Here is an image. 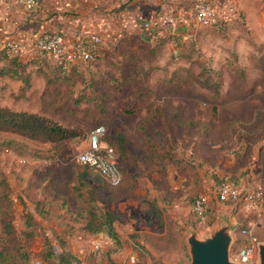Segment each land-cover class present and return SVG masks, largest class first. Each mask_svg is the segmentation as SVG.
Here are the masks:
<instances>
[{"label": "rangeland", "instance_id": "rangeland-1", "mask_svg": "<svg viewBox=\"0 0 264 264\" xmlns=\"http://www.w3.org/2000/svg\"><path fill=\"white\" fill-rule=\"evenodd\" d=\"M242 4L235 22L224 27L192 24L195 34L176 40L162 38L152 44L144 32L130 26L133 32L108 43V52L83 64L70 78L60 77L49 56L37 48L27 52L35 65L25 71L30 83L0 78L1 106L47 115L85 135L49 159L0 149V173L10 184L15 226V233L5 236L0 224V247L18 264H48L46 238L56 253H77L83 264L188 262L187 227L206 234L223 214L232 215L249 232L242 233V226L234 234V259L252 235L264 240V212L246 214L218 203L215 194L224 177L264 188V0ZM198 76L218 81L219 93L201 86ZM131 108L134 112L126 111ZM154 111L159 118L152 126L170 138L174 160L171 154L150 152L138 130ZM99 124L107 127L108 136H128L139 167L132 186L127 183L130 188L125 183L109 189L111 197L100 202L102 209L114 213L125 241L96 251L92 243L101 237L89 229L87 219L77 217L72 187L85 169L77 155L87 148V133ZM0 137L42 151L51 147L14 133ZM206 191H211V201L201 220L193 203ZM27 211L36 219L34 236L22 233Z\"/></svg>", "mask_w": 264, "mask_h": 264}, {"label": "trees", "instance_id": "trees-1", "mask_svg": "<svg viewBox=\"0 0 264 264\" xmlns=\"http://www.w3.org/2000/svg\"><path fill=\"white\" fill-rule=\"evenodd\" d=\"M40 4L39 0L36 8L30 12L35 13L38 11L41 6ZM224 22L222 21V23ZM222 23L214 27H222ZM108 47V44L102 42L99 55L96 59L105 54V52H108ZM0 52V78H9L30 83L31 75L25 71L31 65L35 66L32 64V59L27 63H24L18 58L20 56L10 57L4 49H0ZM54 66L57 71L60 72V77L69 76V78L71 74L77 72L79 68L75 67L70 71H64L55 64ZM197 80L201 86L213 88L215 93H219L218 90L220 89V83L218 81H214V79L208 77L202 79L201 76H198ZM126 111L131 113L134 112V109H126ZM158 118L159 112L154 111L150 119L143 120L138 124V130L144 138L147 149L150 152L156 154L164 152V156L171 154V157L174 160L175 155L171 153V149L169 148L172 143L170 138L161 127L152 126L154 121L158 120ZM4 132L14 133L30 140L50 143V149L48 151H42L34 149L16 138L2 139L0 137V149L8 148L18 154L35 156L41 159L57 157L65 151V148L69 143L77 142L85 137L81 131L67 127L58 120L47 115L27 110H17L9 106L0 105V133ZM107 136V141L116 148L122 160L120 163V169L124 177L122 184L118 187H113L101 175L94 173L88 167H85L84 170L78 172L76 182L72 187V192L77 199V217L87 219V226L93 233L100 235V237L110 239L119 247L123 244L125 239L116 229L114 213L107 208L102 209L100 207V202L111 197L109 189H112L113 191L129 182H131L132 186L138 176L137 169L139 167V158L133 151L130 139L123 132H116L113 137ZM86 138H88V133ZM132 168H134L133 171H131ZM228 179L239 185L234 179L230 177H228ZM127 186L130 188L129 184H127ZM107 194L109 195L107 196ZM63 204L65 205L64 202ZM13 208L14 204L10 195L8 178L4 173H0V224L2 226L1 231L5 236H11L15 233ZM23 223L25 228L22 233L26 236H34L35 233L31 231V228L36 223L33 213L27 211L24 215ZM241 229H246V225H243ZM3 240H5V238ZM115 251L116 250L113 249L108 252V254L110 253L109 255H111V252L113 253ZM44 258L48 264H83L82 258L77 253L68 250L56 253L48 238L45 240ZM15 260V257H12L7 251L3 250V247H0V264H18Z\"/></svg>", "mask_w": 264, "mask_h": 264}, {"label": "built area", "instance_id": "built-area-1", "mask_svg": "<svg viewBox=\"0 0 264 264\" xmlns=\"http://www.w3.org/2000/svg\"><path fill=\"white\" fill-rule=\"evenodd\" d=\"M27 11L36 8L39 0H14ZM234 0H195L194 17L198 24L206 27H214L226 21L224 11L233 4ZM153 23L169 28L175 32L179 29L180 15L176 13L159 14L155 20H147L143 23L145 30L151 29ZM223 24V23H222ZM105 38L99 31H87L79 38L76 44H70L64 32L60 30L44 31L34 38L35 47L47 54L52 62L64 71H70L75 67H81L96 59L100 47ZM8 56H21L24 52L23 44L15 39L3 42ZM108 130L104 124L93 127L87 138V148L77 155V162L88 167L92 172L101 175L111 186L118 187L123 182V173L120 169L119 156L116 148L107 139ZM217 200L220 203L232 204L235 209H240L246 214H259L264 212L262 185L248 187L237 185L228 177L221 179L215 189ZM211 201L210 193L200 194L193 203V211L198 218L205 220ZM242 233H249L246 229ZM257 238L251 236L250 243L240 249L237 260L248 264H255L257 258ZM112 241L108 238L94 239L92 246L97 251ZM132 261L135 258L132 257Z\"/></svg>", "mask_w": 264, "mask_h": 264}, {"label": "crops", "instance_id": "crops-1", "mask_svg": "<svg viewBox=\"0 0 264 264\" xmlns=\"http://www.w3.org/2000/svg\"><path fill=\"white\" fill-rule=\"evenodd\" d=\"M242 1L234 0L224 11L223 26L240 17ZM40 3L39 10L31 13L14 0H0V45L10 39L20 41L25 51L19 59L24 63L29 60L27 52L36 48L34 38L44 31L60 30L70 44H76L87 31H99L106 44H113L125 33L133 32L131 26L138 28L136 33L144 32L149 42L155 44L161 38L192 36L195 34L192 24H198L194 17L195 0H40ZM162 13L180 15L179 29L172 32L153 23L151 29L145 30L143 23ZM203 193L211 195V191Z\"/></svg>", "mask_w": 264, "mask_h": 264}, {"label": "water", "instance_id": "water-1", "mask_svg": "<svg viewBox=\"0 0 264 264\" xmlns=\"http://www.w3.org/2000/svg\"><path fill=\"white\" fill-rule=\"evenodd\" d=\"M243 226L232 215L223 214L220 221L214 222L206 234H201L194 226L187 227L184 244L189 261L163 260L164 264H248L236 260L231 255L235 243V233ZM255 264H264V240L257 242Z\"/></svg>", "mask_w": 264, "mask_h": 264}]
</instances>
